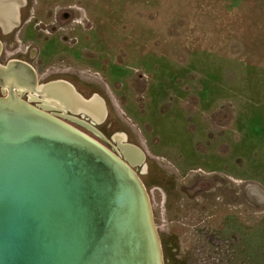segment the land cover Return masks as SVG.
I'll list each match as a JSON object with an SVG mask.
<instances>
[{
	"label": "rangeland",
	"instance_id": "rangeland-1",
	"mask_svg": "<svg viewBox=\"0 0 264 264\" xmlns=\"http://www.w3.org/2000/svg\"><path fill=\"white\" fill-rule=\"evenodd\" d=\"M31 1L38 19L78 12L29 28L40 85L98 94L107 139L144 149L164 264H264V0Z\"/></svg>",
	"mask_w": 264,
	"mask_h": 264
},
{
	"label": "water",
	"instance_id": "water-1",
	"mask_svg": "<svg viewBox=\"0 0 264 264\" xmlns=\"http://www.w3.org/2000/svg\"><path fill=\"white\" fill-rule=\"evenodd\" d=\"M24 69L35 74L11 62L5 76L22 81ZM50 86L74 114L107 116L99 95L86 99L66 81ZM121 148L125 160L13 90L0 97V264H164L150 197L134 170L145 153Z\"/></svg>",
	"mask_w": 264,
	"mask_h": 264
},
{
	"label": "flooded vegetation",
	"instance_id": "flooded-vegetation-1",
	"mask_svg": "<svg viewBox=\"0 0 264 264\" xmlns=\"http://www.w3.org/2000/svg\"><path fill=\"white\" fill-rule=\"evenodd\" d=\"M10 1L8 2L7 0L6 3H0V97L7 96L10 90H13L25 102L41 111L47 112L61 119L67 124L84 132L96 141L103 142L108 148L112 149L113 153L125 160L121 145L128 142H122L121 139H112L113 141H111L107 139L104 131L99 128V126L106 123L108 110L107 116L102 122H98L95 118L84 112L74 114L72 111L66 109L67 107L61 102L60 99H57L55 97V94L56 92H58V90L50 88V85L54 82L66 81L71 84L76 89V91L79 92L84 98H86L78 90L73 82L60 77L56 79H47L45 80L44 84L40 85V70L38 69L37 65L42 61V59L39 58L41 53H39L36 49L38 45H36L34 42L26 41L29 28L33 27L36 31H38V35H41L40 33L47 34L49 32V29L51 27L55 29V26H57L59 29H66L68 31L69 29H71V23L79 22V20L76 18L79 15L78 12L75 11L74 6L69 5L66 7H62L59 9V11L50 10L48 11L50 16L45 20L37 18L36 10L35 8H33V1L18 0L17 6L19 7V12L16 13L9 8L10 6H13ZM3 38L7 39L4 41ZM70 39H76L77 43L79 42V39L76 36L70 37ZM6 46L11 50H18L17 52H22L23 54L28 55L29 58L26 59L22 57H12L7 61L2 62L3 55L6 53ZM23 46H26V51L24 52L21 51L23 49ZM11 62L28 64L33 67L35 74H32L31 72L24 69V71L22 72V81L13 79L12 77H9L7 75L5 76L6 72L8 71V65ZM80 122L89 123L94 128H96L99 133L90 130ZM138 147H140L144 151L141 146ZM144 153L146 160V152L144 151ZM145 160L143 164L136 165L134 167L135 172H137L139 168H142L144 166ZM143 170L145 171V168ZM167 262L169 261L165 259V264H167Z\"/></svg>",
	"mask_w": 264,
	"mask_h": 264
},
{
	"label": "crops",
	"instance_id": "crops-1",
	"mask_svg": "<svg viewBox=\"0 0 264 264\" xmlns=\"http://www.w3.org/2000/svg\"><path fill=\"white\" fill-rule=\"evenodd\" d=\"M10 0H8V2H9ZM7 2V1H6ZM17 2H18V0H11L10 1V3H12L13 4V7H14V10H15V12H19V7L17 6ZM0 7H1V5H0Z\"/></svg>",
	"mask_w": 264,
	"mask_h": 264
}]
</instances>
